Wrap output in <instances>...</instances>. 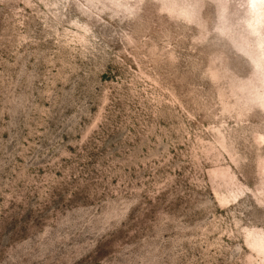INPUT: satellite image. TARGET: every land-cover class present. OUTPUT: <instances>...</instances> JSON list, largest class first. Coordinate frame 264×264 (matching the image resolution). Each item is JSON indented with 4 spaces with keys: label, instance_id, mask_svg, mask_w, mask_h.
<instances>
[{
    "label": "rangeland",
    "instance_id": "1",
    "mask_svg": "<svg viewBox=\"0 0 264 264\" xmlns=\"http://www.w3.org/2000/svg\"><path fill=\"white\" fill-rule=\"evenodd\" d=\"M0 264H264V0H0Z\"/></svg>",
    "mask_w": 264,
    "mask_h": 264
}]
</instances>
